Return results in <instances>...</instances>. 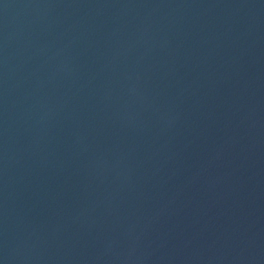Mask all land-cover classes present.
I'll list each match as a JSON object with an SVG mask.
<instances>
[{
	"label": "water",
	"instance_id": "95a60500",
	"mask_svg": "<svg viewBox=\"0 0 264 264\" xmlns=\"http://www.w3.org/2000/svg\"><path fill=\"white\" fill-rule=\"evenodd\" d=\"M0 264H264V0H0Z\"/></svg>",
	"mask_w": 264,
	"mask_h": 264
}]
</instances>
